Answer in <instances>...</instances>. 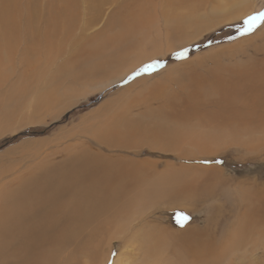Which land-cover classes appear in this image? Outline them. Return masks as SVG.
Wrapping results in <instances>:
<instances>
[{
  "label": "bare ground",
  "instance_id": "1",
  "mask_svg": "<svg viewBox=\"0 0 264 264\" xmlns=\"http://www.w3.org/2000/svg\"><path fill=\"white\" fill-rule=\"evenodd\" d=\"M240 1L229 0V3L231 7H244L242 10L247 13L264 3L257 0L258 6L253 9L251 5L246 7V3L239 5ZM80 2L86 4L84 10L90 13L81 24L86 28L90 22L100 19L103 5L111 0ZM125 8L123 4L113 5L105 16L107 22L102 30L90 40L81 42L82 38L77 37L74 50L78 51L73 63L76 66L84 63L87 67L80 76L70 75L72 71L68 74V68L64 70L65 66H61L60 74L68 77L70 85L102 73L107 62L117 67L115 54L126 51L127 44L129 48L134 46L132 39L142 28L141 20H152V14L137 10L133 5L124 15ZM81 15L79 0H0V60L33 59V52L50 46L58 38L72 35L71 26L77 24ZM112 31L113 35H109ZM257 37L263 38V32ZM261 48V53L252 54L254 58L247 56L248 63L237 69L227 68L226 75L211 73L196 82L189 79L184 87L189 85L190 90L186 88L184 98L170 100L163 109L153 112L155 115L147 122L125 119L115 111L111 112L114 124L108 115L113 102L104 103L100 111L107 128L103 131L104 122L96 123L81 135L92 137L110 149L140 151L147 147L175 154L186 162L228 151L236 160L254 153L264 165V136L256 141L259 146L247 141L258 140L257 135L250 138L251 133L264 135V42L254 46L255 51ZM9 72L5 77H9ZM44 81L46 87L37 88L32 101L34 109L52 105L56 95L62 94L55 82L47 77ZM73 88L69 87V93L75 90ZM93 118L99 119V114L98 118ZM78 136L73 144L65 143V152H69L70 147L77 149L63 161L49 162L46 151L33 153L38 160L23 169L21 165L10 167L9 178L0 183V264H106L111 250L98 253L95 247L104 243L109 247L110 241L118 238L117 234L128 229L131 220L136 219L135 216L129 220V213H139L159 203L170 212V221L164 216L163 225L152 221L151 227L137 228L131 234L132 238L139 239L136 244L143 247V257L157 256L165 244H170L172 251L163 258L160 256L158 264L167 260L168 264H218L235 246L247 245V234H264V182L257 183L256 178L250 181L252 185L241 189L243 195L236 206L225 188L234 178L229 179L220 167L165 161L164 168L158 171L148 158L107 155L84 144ZM262 172L261 178H264ZM243 181L232 183V188H238ZM215 196L222 197L223 203L217 208L208 207L207 202ZM177 210L199 211L207 229L198 231V225L185 224L184 231L176 230L171 219L173 211ZM68 247H71L70 253L65 254Z\"/></svg>",
  "mask_w": 264,
  "mask_h": 264
},
{
  "label": "rangeland",
  "instance_id": "2",
  "mask_svg": "<svg viewBox=\"0 0 264 264\" xmlns=\"http://www.w3.org/2000/svg\"><path fill=\"white\" fill-rule=\"evenodd\" d=\"M116 3L126 6L124 15L130 12L129 7L133 5V7H137V10L152 14V20H141L140 26L143 29L141 28L138 30L139 32L137 31V34H134L132 39L134 46L129 48L127 44L124 47V49H127L126 51L123 50V53L115 54L114 60L117 67H115V64L110 65L107 62L106 65H103L102 73L96 74L90 79L87 77V80L82 78L78 81V84L70 85L68 77L60 74L61 66H65L63 67L64 70L68 68L66 69L68 74L72 71L73 74L71 72L70 75L79 74L80 76L81 71H85L87 67L84 63L82 66L80 64L76 66L73 63L78 51L75 52L74 50L77 37L82 38L81 42L93 38L97 32L102 30L103 25L107 22V20H104L106 14ZM241 3H246V7L251 5L253 9L258 6L257 0H241L239 5ZM79 4L82 8V15L77 24H72V35L68 34L58 38L50 43V46L33 52L34 54L31 56L33 59L31 60L26 59L24 62L17 60L9 62L8 59L0 60V183L3 179L6 181L9 178L10 167L17 168L21 165L23 169L29 163L38 160L35 157L36 155L33 157V153L46 151L49 152V162L53 160L56 163L63 161L77 149L70 147V151L65 152L64 146L68 143L73 144L77 139L76 135L79 134L78 137L80 138L78 139L84 140V144L101 150L107 155L148 158L153 161L151 166L158 171L164 168L163 163L165 161L186 162L183 158L176 157L175 154L153 151L147 147H143L140 151L110 149L98 143L94 138L81 135V133L91 125H96V123L101 125L104 122L100 111L104 103L113 102L110 104L115 110L110 106L111 110H109L108 115H111L110 120L114 124L116 122L114 121L115 118L112 117L114 115L112 113H115V111L116 113L118 111L120 116L122 115L125 119H139L147 122L152 115H155L153 112L163 109L170 100L179 101L184 98L186 88L189 86L184 87V85L186 86L185 83L189 79H192L190 82H196L211 73L226 75L225 70L227 68L237 69L242 64L248 63L249 59L254 58L253 53H261L262 51V48L255 51L254 46L264 42V37H257L262 32L264 34V26L258 27L253 33L247 35H240L239 30L243 27L244 18L252 12L264 8V3L259 9L247 13V11L242 10L244 7H231L229 0H111V2L106 3L107 7L106 4L103 5L104 9L100 19L90 22L86 28H83L81 24L87 21L86 19L89 18L90 13L85 12L84 7L86 4L84 2L81 3L79 0ZM122 21L124 23L129 22V20ZM135 21L138 22L139 20ZM238 24L242 26L236 28L235 26ZM114 31L110 32L109 35H113ZM174 31L176 32L174 33ZM214 33V36H209ZM251 46H253V49ZM185 48L189 50L187 58L178 59L175 54ZM39 53L47 59H42ZM259 55L258 57H260ZM35 56L39 59L37 60ZM156 60L165 62V66L150 73L142 72L133 79H128L146 64ZM8 71H10L9 77H5ZM32 74L35 75V79H33ZM41 75L43 77L40 79ZM45 77L55 82L62 90V94L58 93L59 97L56 95L54 98L55 102L57 104L59 102V104L57 105L53 100L52 105L34 109L32 101L35 98L37 88L43 89L42 87H46ZM38 79H40V82L37 84L35 81ZM12 86L14 87L12 88ZM70 86L75 88L71 93H69ZM179 86L180 88H178ZM15 92L16 94H14ZM13 97L14 99H12ZM10 100L11 102H9ZM119 104L121 105L119 106ZM117 106L119 108H116ZM98 114L99 119H94L93 117L98 118ZM104 124L101 127L103 131L108 126L107 122H104ZM256 135L258 140L247 141L256 143V141L263 139V134L256 133H251L250 138H255ZM6 138H9L8 142L5 141ZM257 146L259 145L257 144ZM258 160H260V156H255L254 153H247L246 158L236 160L232 157V153L228 151L210 157L202 156L194 161L186 162V164L220 167L229 179L234 178L230 182L231 184H238L237 182L244 179L245 181L238 188H232L231 184L225 186L229 191V197L237 206L240 204L238 199L243 195L242 188L252 185L250 181L254 178L258 181L257 183L264 182V178H261L264 165H261L263 163L260 164ZM22 162L25 163L22 164ZM222 203V197L215 196L206 205L217 208ZM168 212L164 205L159 203L147 207L145 211L140 210L139 213L134 211L129 213V220L135 216L136 219L131 220L132 223H130L128 229L124 228L120 234H117L116 237L118 238L110 241L109 247H107L108 244L104 243L103 246L95 247V250L98 249V253H106L108 248L111 250L110 258L108 257L106 264H147V262L150 264V261L151 264H158L160 256L163 258L164 254L172 251L170 244H165L161 248L163 250L157 256L143 257L144 253L141 249L143 247L136 244L139 243V239L132 238L131 234L137 228L151 227L152 221H158L163 225V220H165L163 217L166 216L167 219L170 217V212ZM173 212L171 225L176 230L184 231L186 229V227H181L176 222L177 213L180 212L190 216V220L186 223L189 226L198 225V231L207 229L205 227L207 225H203L204 222L199 211L195 213L180 210ZM205 234H202L201 237H204ZM112 235H115V233ZM262 235L251 236V234H247V245L239 244L235 246L234 250H229L230 253L227 252L218 264H264V234ZM69 249L71 250V247L66 248L64 253L69 254ZM75 255L79 256V253H75ZM101 255L104 256V254ZM258 258L260 259L258 260ZM248 260L251 262H247ZM167 262L164 261V264H168Z\"/></svg>",
  "mask_w": 264,
  "mask_h": 264
},
{
  "label": "snow or ice",
  "instance_id": "3",
  "mask_svg": "<svg viewBox=\"0 0 264 264\" xmlns=\"http://www.w3.org/2000/svg\"><path fill=\"white\" fill-rule=\"evenodd\" d=\"M260 26H264V8L258 11H254L244 18L243 27L239 30V34L247 35L253 33ZM188 51L189 50L185 48L180 52H177L175 55L178 59H184L187 58ZM164 66H165V62L163 61L160 60L152 61L146 64L141 70L133 73L132 76H130L128 79H133L135 76L140 75L142 72L150 73ZM189 220H190V216H188L186 213L183 212L177 213L176 222L181 227H183Z\"/></svg>",
  "mask_w": 264,
  "mask_h": 264
},
{
  "label": "trees",
  "instance_id": "4",
  "mask_svg": "<svg viewBox=\"0 0 264 264\" xmlns=\"http://www.w3.org/2000/svg\"><path fill=\"white\" fill-rule=\"evenodd\" d=\"M242 25H243V24H242ZM242 25H241V24H238V25L235 26V27L237 28V27H240V26H242ZM214 35H215V33H214V34H211V35H209V36H214ZM196 45H198V44H196ZM8 139H9V138H6L5 141L8 142V141H9ZM3 141H4V140H3Z\"/></svg>",
  "mask_w": 264,
  "mask_h": 264
}]
</instances>
